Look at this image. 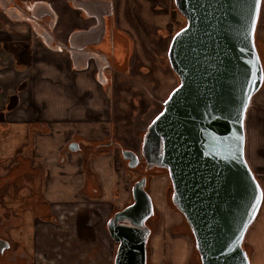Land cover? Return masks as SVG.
Returning <instances> with one entry per match:
<instances>
[{
    "label": "crops",
    "instance_id": "crops-1",
    "mask_svg": "<svg viewBox=\"0 0 264 264\" xmlns=\"http://www.w3.org/2000/svg\"><path fill=\"white\" fill-rule=\"evenodd\" d=\"M42 1L43 13L53 19L48 29L41 31L50 34L53 47L37 42L30 56L17 58L23 44L36 41V36L27 31L26 23H20L27 22L23 19L6 17L13 24L12 30L0 27L16 34L6 42L16 49L14 64L5 69L1 62L4 68H0V78L23 67V77L13 79L12 87L17 89L24 79L28 82L23 90L27 108H17L15 116L28 122L39 117L45 123L42 132H34V148L48 172L44 190L48 211L41 221L46 226L44 231L35 234L34 255L51 264H113L116 243L107 230V221L130 203L131 188L129 174L122 173V153L123 161L114 155L116 151L108 149L118 147L117 142L132 150L141 146L143 132L177 85L168 60L172 35L167 32L174 0H95L90 6L97 11L86 14L82 6L70 5V0ZM17 24L22 29L14 27ZM107 31H111L110 37ZM105 37L107 51L101 55L73 50L99 45ZM257 39L264 62V30L259 22ZM54 42L72 50L56 52ZM4 80L0 83L6 88ZM16 128L9 132L10 138L16 137ZM245 130L246 157L264 191V81L247 109ZM73 140L79 141L80 150L64 153ZM81 142L88 145L85 149L93 163H84ZM100 142L109 144L96 147ZM63 154L69 159L59 163ZM49 213L56 216L57 223L49 220ZM153 232L154 228L149 238V263L161 264L164 259L159 262L155 255ZM243 245L250 264H264V210L249 226ZM8 260L12 264H36L25 250L11 252ZM187 261L185 257L184 264Z\"/></svg>",
    "mask_w": 264,
    "mask_h": 264
},
{
    "label": "water",
    "instance_id": "water-1",
    "mask_svg": "<svg viewBox=\"0 0 264 264\" xmlns=\"http://www.w3.org/2000/svg\"><path fill=\"white\" fill-rule=\"evenodd\" d=\"M261 2L174 0L186 19L168 49L179 83L143 132L140 157L122 150L131 168L142 156L146 172L167 169L171 200L190 227L201 264H250L243 241L264 199L245 151L247 109L264 81L256 46ZM80 148L77 140L68 144L72 152ZM147 181L137 179L132 201L107 221L118 244L114 264H148L147 221L155 207Z\"/></svg>",
    "mask_w": 264,
    "mask_h": 264
},
{
    "label": "flooded vegetation",
    "instance_id": "flooded-vegetation-1",
    "mask_svg": "<svg viewBox=\"0 0 264 264\" xmlns=\"http://www.w3.org/2000/svg\"><path fill=\"white\" fill-rule=\"evenodd\" d=\"M6 1H9L7 6L5 3ZM92 1L95 0H70L69 3L70 5L82 6L83 13L86 14L91 11H97L94 6H90ZM36 15H40L39 17L42 16L44 19H41ZM46 15L48 14L43 13L42 0H0V27L12 30L13 24L8 21L6 17L14 20L23 19L27 22L20 23H26L25 25L28 28L27 31L36 36V41L28 40L29 42H25L23 44L21 51H19L16 56L17 58L30 56V53L34 50L33 45L37 42H41V44H44L45 46L51 45L53 47V43H49L50 34L46 30L45 32L41 31V28L48 29V26L52 23V16L46 17ZM46 34H48V36ZM110 35L111 31H107L106 36L110 37ZM107 43L108 40L105 37L99 45H88L82 49L78 48L73 50H84L86 54L101 55V53L107 51L105 48ZM58 45L59 48L55 47L56 52L64 54V52L70 53V50H72L67 46L65 47V45L59 43ZM71 54L72 56L74 55L73 53ZM100 59L105 60V57H100ZM27 84L28 82H26V79L22 80L17 89L14 87L12 88L13 91H11L10 94H5L0 105V131L4 132L5 135L0 139V264H12L8 260V252H15L18 250L28 251L31 246L33 237H31V240L27 241V246L19 247L18 245L17 248L14 243L15 238L11 237L10 232L15 228L22 227L25 223V219L28 218L27 220L30 221L28 224V230L31 236L33 235L35 239L37 231L36 225L38 222L40 223L45 220L44 214L46 210L48 211L47 200L44 192L48 176V172H45L46 167L44 168L43 166L45 165V162L43 161V158L36 153V148L32 154L31 152L25 154L23 152L24 149L21 150L22 144L27 143L26 141L29 140V134L32 131L31 125L36 127L34 132H42V129L45 127V123L42 122L39 117H35V121L32 120L33 122H27L24 117L15 116L17 108L20 110H25L27 108L28 102H26L25 95L23 94V92H25L23 90L27 87ZM5 89L6 88H4V86L0 83V96H3ZM14 127H17L16 132H19L22 135L15 138H10L8 135L6 137V133L11 130L13 131ZM115 142L116 141H114V144ZM116 144L122 153V150L125 148L119 142ZM142 160L143 159L141 157L136 167L142 163ZM125 161L128 164V160ZM51 217L53 223L58 222L56 216L52 213ZM13 219L20 221L11 222ZM149 220L153 221L154 216L147 221L152 230L154 222H149ZM115 243L117 249L118 244L117 242ZM148 251L149 242L147 245V253ZM148 264H150L149 258Z\"/></svg>",
    "mask_w": 264,
    "mask_h": 264
},
{
    "label": "rangeland",
    "instance_id": "rangeland-1",
    "mask_svg": "<svg viewBox=\"0 0 264 264\" xmlns=\"http://www.w3.org/2000/svg\"><path fill=\"white\" fill-rule=\"evenodd\" d=\"M174 7V5H173ZM172 19V17H171ZM171 25L168 29V34H170L173 31H176V29H180L184 23L186 22V19L183 17V15L178 11L177 14H175L174 17V21H171ZM259 28L264 30V0H262L261 2V8H260V14H259ZM14 27L22 29L21 25H15ZM172 28V29H170ZM3 30V29H0ZM4 32H0V63L4 62L2 65H7L5 67V69H8L9 67L13 66V56H14V51L16 52V49H13L12 47H8V44H10V42H8L6 44V42L9 39H14L16 37V34H14L12 31L9 30H3ZM6 32V33H5ZM166 33V32H165ZM164 32H162V34H165ZM171 36V35H170ZM168 39H170L169 37L165 40V45H167V41ZM260 40L257 39V46L259 49V55L260 53ZM24 58H27V56H24ZM262 61L263 58L261 57ZM27 60V59H26ZM263 63V68H264V62ZM4 68V67H2ZM171 68V67H170ZM17 73H13V74H6L5 76H3V80H4V84L6 89L5 92L3 93V96H0V105L2 100L4 99L5 94H10L11 91H13L12 87L13 84L12 81L13 79H19L22 78L23 74L22 72L24 71V68H17ZM172 70V69H171ZM6 72V70H3ZM173 72V71H172ZM163 73V72H162ZM177 76V75H176ZM2 78H0V82H2ZM178 78V76H177ZM179 83V79H177L174 84H178ZM9 89V90H8ZM24 98V96H23ZM163 102V101H162ZM162 102L160 104V110L162 109ZM26 122V121H25ZM28 122V121H27ZM29 125V124H27ZM22 129V128H21ZM34 129H36L35 126L31 125V132L29 134V140L26 141L27 143L22 144L21 146V150L24 149V153L28 154L29 152L34 151ZM7 135H11L9 132L6 133V137ZM22 135L21 133H16L14 136H20ZM5 136L4 132L0 131V139ZM82 143V147L84 148V153H85V159H84V163H93L91 161V154L88 152V150H86L85 148H87V146L84 145L83 142ZM68 148V147H67ZM116 148V150L114 149ZM69 150V149H65L64 153ZM86 150V151H85ZM112 150V151H116L114 155H116L117 158L121 159L120 155V148L119 147H114L112 146L111 148L108 149ZM136 152H139V155L141 153V146L139 145L138 147H136L135 149ZM114 153V152H113ZM142 157V156H141ZM62 158V159H61ZM69 156L66 155H62L61 157H59L58 161L59 163L63 160H68ZM143 159V157H142ZM122 160V159H121ZM36 161V160H35ZM34 161V162H35ZM123 161V160H122ZM43 162V161H42ZM125 162V165H124ZM124 162L122 164V173L125 174L128 173L129 174V186L128 188L130 189L132 184L139 179L142 175H146L148 178L147 181V190L151 191L152 195H153V200H154V205H155V215H154V220H149V222H154L153 223V228H154V232H153V238H152V242H153V248H154V252L155 255L157 256V258L159 259V262L162 261L165 262V264H184V260L185 257L188 258V261L186 263L188 264H201L200 260H199V254L198 251L196 250V246H195V239L194 236L190 230L189 225L187 224L184 216L177 210V208L175 207V205L173 204L172 200H171V194H172V183L170 180V177L168 175V171L167 169H162V168H153L150 169L149 171H145V161L144 159L142 160V163L139 164L138 167L136 168H131L128 166V164L126 163L125 159ZM45 168V165H43ZM84 171V170H83ZM45 172H46V168H45ZM82 173V172H81ZM77 179V177H76ZM132 201V193L130 194V197L128 198V202ZM264 210V201L262 203L259 215H261L263 213ZM46 214H44V218H45ZM49 220L52 222V217L51 214L49 213ZM28 218L25 219V223L24 225H22V227L20 228H15L10 232V235L12 238H15L14 243L16 244L17 248L18 245L19 247H25L27 246V241L31 240V237H33L32 242H31V246L30 249L27 251L25 250L27 253H31L32 258L34 257V259L36 260V264H38L40 261V259H42L39 256L34 255L35 252V244H34V236L30 234L29 230H28V224L30 221L27 220ZM42 225V226H41ZM46 226L43 224H41V222L36 225L37 231H44L43 229ZM23 230V231H21ZM115 242V241H114ZM180 247V248H178ZM40 246H38V250H39ZM152 249V248H151ZM43 250V248H42ZM11 253L8 252L7 256ZM185 255V256H184ZM114 258V256H113ZM33 260V259H32ZM19 262V260L17 261V263ZM45 262V261H43ZM48 262V261H46ZM51 263V262H50ZM113 263V261H112ZM161 263V264H162ZM28 264H33V262H29Z\"/></svg>",
    "mask_w": 264,
    "mask_h": 264
},
{
    "label": "trees",
    "instance_id": "trees-1",
    "mask_svg": "<svg viewBox=\"0 0 264 264\" xmlns=\"http://www.w3.org/2000/svg\"><path fill=\"white\" fill-rule=\"evenodd\" d=\"M178 13V9L176 8V6H175V4H174V7H173V10H172V12H171V17H172V20L174 21V17H175V14H177ZM186 24V22L184 23V25ZM183 25V26H184ZM182 26V27H183ZM181 27V28H182ZM180 28V29H181ZM170 29H172V28H170ZM179 29H176V31H178ZM176 31H173V32H171L170 34L171 35H173ZM256 46H257V40H256ZM257 48H258V46H257ZM258 51H259V49H258ZM260 57H262V55L260 54ZM262 60V59H261ZM263 62V61H262ZM105 145H107V143L106 142H100V143H97L95 146L96 147H100V146H105ZM199 260H200V257H199ZM200 262H201V260H200Z\"/></svg>",
    "mask_w": 264,
    "mask_h": 264
},
{
    "label": "snow or ice",
    "instance_id": "snow-or-ice-1",
    "mask_svg": "<svg viewBox=\"0 0 264 264\" xmlns=\"http://www.w3.org/2000/svg\"><path fill=\"white\" fill-rule=\"evenodd\" d=\"M262 196H264V193H262Z\"/></svg>",
    "mask_w": 264,
    "mask_h": 264
},
{
    "label": "bare ground",
    "instance_id": "bare-ground-1",
    "mask_svg": "<svg viewBox=\"0 0 264 264\" xmlns=\"http://www.w3.org/2000/svg\"><path fill=\"white\" fill-rule=\"evenodd\" d=\"M261 58V57H260Z\"/></svg>",
    "mask_w": 264,
    "mask_h": 264
}]
</instances>
